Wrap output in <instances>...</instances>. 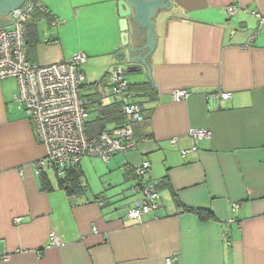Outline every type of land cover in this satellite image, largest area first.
I'll return each mask as SVG.
<instances>
[{
	"label": "crops",
	"instance_id": "obj_1",
	"mask_svg": "<svg viewBox=\"0 0 264 264\" xmlns=\"http://www.w3.org/2000/svg\"><path fill=\"white\" fill-rule=\"evenodd\" d=\"M40 1L64 22L48 26L51 38L59 40L53 43L45 41L39 21L30 36L32 61L72 58L83 49L73 43L83 26L90 40L83 52L112 56L102 63L106 72L99 80L83 66L87 83L81 95L94 121L103 106L115 102L110 73L120 65L115 55L125 51L119 0H60L70 4L65 12L58 0ZM230 5L237 8L233 14ZM166 6L150 16L155 43L146 61L152 79L141 62L128 64V56L123 61L130 82L154 80L158 87L155 101L136 96L146 115L138 146L108 161L84 156L82 193L60 187L66 175L58 177L51 165L42 171L53 189L42 188L37 167L47 149L15 101L17 80H0V254L8 255L0 264H166L172 255H178L173 264H264V29L257 32L254 13L264 14V0H168ZM10 22V13L0 14L1 24ZM137 36L147 42L148 28L130 16V41ZM177 89L190 95L176 101ZM219 91L232 96L217 101ZM117 126L109 120L106 131ZM193 127L212 135L199 140L196 152L182 155L194 145ZM145 159L152 179L160 183L167 175L170 185L161 186L157 211L133 219L128 209L140 196L134 167ZM94 175L102 184L93 185ZM186 207L209 208L214 216L203 219ZM52 231L64 246H48Z\"/></svg>",
	"mask_w": 264,
	"mask_h": 264
},
{
	"label": "built area",
	"instance_id": "obj_2",
	"mask_svg": "<svg viewBox=\"0 0 264 264\" xmlns=\"http://www.w3.org/2000/svg\"><path fill=\"white\" fill-rule=\"evenodd\" d=\"M41 11L47 13L45 4L40 0H26L19 8L10 12L9 25L0 26V80L14 78L19 85V93L15 101L19 109L25 111L34 126L38 140L47 149L45 158L38 162V171L46 165L55 168L58 177H64L67 171L76 167L84 156H98L108 161L118 152L137 148L138 127L145 121L144 106L138 102L130 89L125 68L115 65L110 73L111 94L114 101L122 105L124 121L113 131H103L98 136H90L87 124L91 117L88 101L81 95L82 86L87 83L83 69L87 62V54L78 52L72 58L50 64L34 62L28 55L27 35L28 21L32 15ZM230 13H235L234 5L228 7ZM258 18V31L264 29V14L254 11ZM45 25L59 26L64 21L54 15L50 20L42 19ZM45 41L59 43L57 38H51L50 32H45ZM190 95L188 89H177L173 92L174 100L180 101ZM231 92L214 93L215 99H228ZM194 145L181 150L182 155L198 150V142L209 138L212 132L208 128L193 127L189 131ZM146 139V137L144 138ZM177 143V138L172 139ZM149 160H143L134 167L137 179L136 190L139 198L128 209V216L141 219L143 215L157 211L162 206V195L157 182L152 179ZM20 217L15 219L16 223ZM229 240L227 232L224 234ZM64 242L54 231L50 233L49 247H62ZM7 258L8 255H1ZM178 255L166 258V264H173Z\"/></svg>",
	"mask_w": 264,
	"mask_h": 264
},
{
	"label": "trees",
	"instance_id": "obj_3",
	"mask_svg": "<svg viewBox=\"0 0 264 264\" xmlns=\"http://www.w3.org/2000/svg\"><path fill=\"white\" fill-rule=\"evenodd\" d=\"M52 17H54V14L49 10L47 11V13H42L41 11H37L32 15V18L28 21L27 23L28 24V35H27L28 55H29V49L33 47V45L35 44V39L30 38V36L32 35L33 37V34H35L39 21H41L42 19L50 20ZM130 89L134 93L135 99L136 96H138L139 94L147 95L149 97V100L152 101L158 99V89L156 85H154L151 81L131 82ZM100 111H101L100 117L94 121L88 122L87 124V132L90 136H98L103 131H105L107 129L106 124L109 120H115L116 122H118V126H119L125 119L124 114L122 112V105L117 101L103 106L100 109ZM83 176L84 173L80 168V163H79L76 167L71 168L67 171L66 177L59 178V186L66 189V191L70 194L82 193L85 190V186L83 184L84 183ZM40 179L42 182V188L44 190L50 191L53 189V186L51 185L50 180L47 178L45 172L41 171ZM163 185H170L167 175L161 179L160 183H157L158 189L160 191H161V186L163 187ZM184 209L187 211H192L197 213L203 219L214 216L213 211L209 208L186 207Z\"/></svg>",
	"mask_w": 264,
	"mask_h": 264
},
{
	"label": "water",
	"instance_id": "obj_4",
	"mask_svg": "<svg viewBox=\"0 0 264 264\" xmlns=\"http://www.w3.org/2000/svg\"><path fill=\"white\" fill-rule=\"evenodd\" d=\"M26 0H0V14H8L12 10L19 8ZM168 0H162L158 4V0H119L118 1V11L121 17L120 28L122 30V48L125 51L117 53L115 57L119 61H124L127 59L128 64L142 63L147 66L148 75L151 78L149 64L146 61L147 55L153 50L155 43L154 36V23L150 20L152 16L158 9L166 6ZM166 6V8L171 7ZM133 8V9H132ZM130 16L136 21L139 26L148 28V41L143 43L140 41L139 36H137L135 42L130 41L129 37V18ZM13 22V21H11ZM10 22V23H11ZM10 23H0V26L9 25ZM151 50V51H150ZM138 67V66H137ZM135 65L129 67L130 71H134ZM152 79V78H151ZM154 84V80H153ZM155 85V84H154ZM157 87V86H156ZM158 88V87H157Z\"/></svg>",
	"mask_w": 264,
	"mask_h": 264
},
{
	"label": "rangeland",
	"instance_id": "obj_5",
	"mask_svg": "<svg viewBox=\"0 0 264 264\" xmlns=\"http://www.w3.org/2000/svg\"><path fill=\"white\" fill-rule=\"evenodd\" d=\"M76 1L81 2L82 0H76ZM57 4H60V11H62V12H65L67 9L70 8V4L62 5L60 0L57 1ZM64 8H65V10H64ZM85 13H87V11H85ZM61 19L63 20V18H61ZM41 24H42L43 29H44V34H45L46 31L49 32L50 26H49V29H48V26L45 25V21H43ZM54 27H57V26H54ZM81 34H82L81 37L73 38V43L76 46H78V48H83L82 50L79 49V52H83V51H85L84 50L85 48H89L88 44L90 43L89 35L87 34V31H86L84 26H83V29L81 31ZM107 57L109 58V63H110L112 61V56L111 55L110 56L94 57V58H92V56L88 57V55H87V62L84 64V67L86 68V70L91 72V76H94V78H97L99 80L106 72V69H104V68L102 69V63L106 59H108ZM119 62H120V65L123 68H125L126 75H128L130 77L131 75L127 74V68H126L127 66H126V64L123 61H119ZM104 79L105 80L107 79L106 76H104ZM50 175H51L52 178L55 177L54 173L51 170H50ZM94 176H96V175H94ZM94 176L91 177L92 180H93V185H98L99 183L102 184L101 181H100V177L96 176L97 177V179H96ZM105 178L106 177H104L103 179H105ZM107 185L108 184H106V186Z\"/></svg>",
	"mask_w": 264,
	"mask_h": 264
}]
</instances>
